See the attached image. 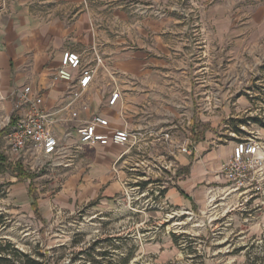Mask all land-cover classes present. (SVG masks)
<instances>
[{
	"label": "crops",
	"instance_id": "obj_1",
	"mask_svg": "<svg viewBox=\"0 0 264 264\" xmlns=\"http://www.w3.org/2000/svg\"><path fill=\"white\" fill-rule=\"evenodd\" d=\"M181 1L0 0V116L8 118L0 128V154L9 159L4 136L24 85L52 112L56 136L71 132L67 144H79L77 121L63 120L72 110L79 120L103 116L104 131L126 128L136 136L125 145H84L72 164L57 168L61 182L55 199L62 207L151 191L161 204L187 211L206 210L211 194L220 211L230 214V206H235L232 215L257 211L254 201L244 208L236 193L225 194L220 169L233 146V138L223 133L231 128L226 120L244 108L234 85L240 84L235 67L244 54L261 48L242 44L248 36L236 15L225 11L229 0H200L207 8L195 15L196 24L193 14L178 12ZM67 50L83 60L99 56L103 66L82 96L63 108L75 95L76 80L53 81L52 73ZM114 89L120 97L110 105ZM186 138L194 144L192 154L178 150Z\"/></svg>",
	"mask_w": 264,
	"mask_h": 264
},
{
	"label": "rangeland",
	"instance_id": "obj_2",
	"mask_svg": "<svg viewBox=\"0 0 264 264\" xmlns=\"http://www.w3.org/2000/svg\"><path fill=\"white\" fill-rule=\"evenodd\" d=\"M229 1L225 11L236 15L248 36L242 44L261 49L252 56L244 54L235 67V73L240 71L235 83L240 84L234 85L244 108L226 120L231 128L223 133L232 137L231 132L257 130L264 137V0ZM177 7L190 18L193 14L191 23L196 24L195 15L207 5L184 0ZM7 120L0 116V128ZM1 156L0 244L8 247L4 254H11L10 264H22L12 255L14 248L41 264H251L264 258L263 207H256L251 216L241 211L232 215L234 209L221 217L219 207L214 208L217 215L210 212L213 209L187 211L161 204L148 191L67 209L55 199L61 182L57 168L19 163L29 176L18 177L15 158Z\"/></svg>",
	"mask_w": 264,
	"mask_h": 264
},
{
	"label": "built area",
	"instance_id": "obj_3",
	"mask_svg": "<svg viewBox=\"0 0 264 264\" xmlns=\"http://www.w3.org/2000/svg\"><path fill=\"white\" fill-rule=\"evenodd\" d=\"M103 66L102 59L95 56L93 61L83 60L75 51H64L60 65L52 73V80L75 81V95L63 108H68L79 99L91 83L98 67ZM70 92V91H69ZM19 96L13 107L11 126L5 133L4 153L15 160H28L31 165H49L63 168L72 164L76 152L84 146L128 144L136 140L134 132L126 128L115 129L111 132L104 131L108 128V120L103 116L93 113L89 118L79 120L78 111H70L68 119L75 120V133L79 144H67L71 132H64L58 138L52 129L54 121L52 112L44 108L41 95L34 92L30 86L24 85L18 92ZM120 97L118 89H114L108 98V104L113 105ZM82 108H87L82 103ZM243 129H245L244 126ZM233 146L228 159L222 164L220 173L226 181L225 194L236 193L241 200V205L253 202L252 207L264 208V137L257 130L245 133L232 132ZM165 137L169 135L164 134ZM135 139V140H134ZM178 150L192 154L194 144L186 138L179 145ZM75 152V153H74ZM159 192H156L158 194ZM215 197L211 194L207 198V209L217 215L213 205ZM235 206H230L234 210ZM216 212V213H215ZM226 211H221V217ZM220 214V212H218Z\"/></svg>",
	"mask_w": 264,
	"mask_h": 264
},
{
	"label": "trees",
	"instance_id": "obj_4",
	"mask_svg": "<svg viewBox=\"0 0 264 264\" xmlns=\"http://www.w3.org/2000/svg\"><path fill=\"white\" fill-rule=\"evenodd\" d=\"M12 120V119H11ZM242 122H244V120H240ZM5 129V128H4ZM3 129V130H4ZM2 130V131H3ZM5 131V130H4ZM1 133V131H0ZM2 154H0V161H4V157L1 156ZM17 165H19L18 167H16L15 170V176L18 177H27L29 176L26 172L23 171V169L21 168V165L19 164L20 162H16ZM15 163V164H16ZM30 191V190H29ZM29 193V192H28ZM31 193V192H30ZM33 205V204H32ZM8 248V247H6ZM6 248L2 247L0 244V250L3 251V256H0V264H10L12 258H11V254H4V252L6 251ZM13 254L15 257L18 258V262H21L22 264H41L40 262H38V260H33L32 258H29L27 254L20 252L17 249H13ZM108 264H112V263H108ZM251 264H264V258H258L257 260H255L254 262H252Z\"/></svg>",
	"mask_w": 264,
	"mask_h": 264
}]
</instances>
